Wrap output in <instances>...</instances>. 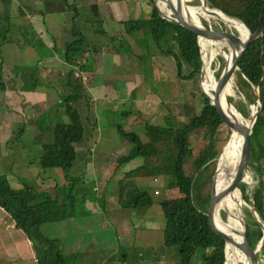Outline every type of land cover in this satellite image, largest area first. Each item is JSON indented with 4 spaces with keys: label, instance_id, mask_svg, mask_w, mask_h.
Returning <instances> with one entry per match:
<instances>
[{
    "label": "trees",
    "instance_id": "16d2710c",
    "mask_svg": "<svg viewBox=\"0 0 264 264\" xmlns=\"http://www.w3.org/2000/svg\"><path fill=\"white\" fill-rule=\"evenodd\" d=\"M148 2L152 6L149 17L129 18L125 21L126 32L136 40L140 47L146 49V54L139 56V58L145 59L144 70L148 71L147 62L152 54V44H154L159 51V57H167L171 61H174L176 76L178 78L199 79L202 70L199 44L185 32L180 23L164 18L156 7L155 0H148ZM207 4L212 8L223 10L229 17L243 21L252 32H255L260 25L264 0H207ZM92 7L96 9L97 6L94 5ZM164 8L166 9H164L166 13L172 15L168 4ZM203 25L204 22L201 18V26ZM234 27L237 28L236 26ZM119 37L116 36V39H120ZM85 43H87L86 36L76 33L75 39L66 48L65 57L68 62L79 64L81 70L88 71L91 64L79 59V53H85L84 49H82ZM117 43L115 42L119 52H122L123 46L127 42L121 40ZM213 43H216V41H213ZM208 44L212 49V54L207 56V60L210 67L216 69L214 71L215 78L219 79L225 68V60L221 55L225 58V53L229 50V46L227 42L222 44L216 43L214 45L208 41ZM131 54H133L132 51ZM202 54L204 78V48ZM162 63L166 64L165 62ZM0 65V89H3L5 82L2 75V61ZM185 69L189 70L187 74H185ZM237 73L241 82L247 88L249 97L255 95L256 99L253 87H259V98L264 105V36H260L250 43L240 63V70ZM209 78L210 83L208 88L214 92L216 88L215 81L212 76ZM82 86L83 83L81 81H76L74 83V93L66 95L65 106L70 116V121L55 124L53 141L42 144L44 149L41 158L42 166L46 168H62L66 178L70 181H74L69 176V172L76 162V144L83 140L85 136L84 118L79 108L74 105V103L86 97V94L81 91ZM202 87V101L200 100L198 103L185 102L183 104L182 108L187 116V119L183 122L177 121L173 117H167L166 124L164 125L145 123L143 133L126 131L123 125L118 123L117 128L119 133L124 138L125 143L129 144L128 151L118 156L119 167L135 158L141 157L143 159V163L140 166L133 170L125 171L123 177L120 179V202L126 208L153 205L155 202L153 194H155L157 189L154 190L151 187H138L135 185L133 189H130V182L140 177H170L171 180L167 188H176L177 195L170 196L169 192L168 195H165L160 200L166 219L164 245L167 247H180L182 264H193L198 250L202 251L203 260L201 264H226L227 247L224 243L217 240L225 243L226 241L222 234L212 226L209 216H207L206 226L212 238L208 235L205 228L206 212L210 204L214 178L221 163L223 149L220 150L216 146V137L221 126L220 119L211 104L210 98L204 93L208 92L210 95L209 91L203 85ZM235 87L236 77L234 74L228 83L229 93L233 92ZM238 107L245 117L249 115L243 105H239ZM121 115L126 117L130 115V112L124 111ZM263 120L262 110L256 119L252 131L253 142L261 157V150L264 149V144L261 140L257 142V138L258 134H260L258 125ZM199 131H203V136L207 139L204 146L206 152L203 156H198L199 160L196 161L195 155L198 152L197 146L192 144V137L194 133ZM229 138V134H227L225 142ZM241 149L242 145L236 156L233 176L240 160ZM249 170L248 168L245 171L244 180L246 182H248L246 175L250 174ZM240 188L243 195H245L246 185H242ZM72 191L69 195L72 194ZM254 199L256 209L264 219L262 182H260L254 194ZM51 202L53 201L46 200L45 202L32 203L25 200L23 194L11 186L8 178L0 175V206L14 219L15 226L22 229L31 240L38 264H70V261L77 257V255L67 254L60 239L48 235L43 230V225L59 221L67 217V215L69 216V214L64 212L66 210L69 212L72 204H50ZM220 204H222V210H220L222 218L223 210L228 214L227 200L224 198ZM245 209L249 215H252L249 208ZM216 218L218 223L228 230L224 222L226 219L223 217L224 219L222 218L221 220L217 216ZM248 222L249 234L254 244L257 245L263 233L258 223L252 218H249ZM234 247L236 248V246ZM204 249L207 251H204ZM239 264L249 263L240 262Z\"/></svg>",
    "mask_w": 264,
    "mask_h": 264
},
{
    "label": "crops",
    "instance_id": "0c3cea01",
    "mask_svg": "<svg viewBox=\"0 0 264 264\" xmlns=\"http://www.w3.org/2000/svg\"><path fill=\"white\" fill-rule=\"evenodd\" d=\"M8 1L0 0V10L2 12L5 10L3 3H7ZM24 1L17 12L24 18L28 17L26 12H29L28 23L22 24L23 19L18 18L19 25L16 24L14 27L20 30H26L27 32L28 30H32L36 34L51 30L54 34H52V40L44 39L42 35L39 36V40H41L40 44L44 45L45 50L47 49V54L42 56L41 53L39 58L35 55L33 59L29 60L28 66L35 64L36 67L25 69L24 72L26 73L17 71L16 68L18 65L13 67V63L10 61L12 55L20 52V47L12 43L13 46L7 49L5 46L1 48V53L3 52L4 55L2 75L5 87L0 89V143L5 141V137L8 140L12 135H16V130L19 131L21 136L26 132L28 133L32 128L36 129V143L42 144L53 141L54 138L49 140L51 137H49L48 131L52 130L53 132L54 126L58 122H65L66 115L65 104L64 107L58 105L60 102L59 97L60 95H65L66 98V95L73 94L75 90L74 83L81 81L77 80L74 76L75 68L80 67V65L72 64L66 60V48L75 39L76 33L79 35L84 34L87 43L83 45L82 49H84L85 53H79V59L80 61L91 64L88 71L82 70L85 74L91 75V82L85 85L81 81L83 83L81 91L86 94V97L74 103V105L79 108L84 117L92 114L95 122L93 123L89 119L86 121L85 136L83 140L76 144L77 158L69 172V176L73 178L74 182H77L84 175L89 177L85 172L95 174V170L98 168L95 163L101 158L100 155H94L99 143L105 146L113 145L112 138H105L104 136H100L101 134L96 133L100 130V126L105 127L107 122L95 113L96 106L92 100L93 92H91V89H94V86H98L99 84H103V86L107 83L110 84L112 81L110 79L115 77L118 79L125 78L128 74L130 78V71L128 68H125L127 65L126 61H130L129 55L131 51L133 54H137L138 57L140 54L135 52L132 47L131 40L134 39L126 32L125 21L129 18L138 19L143 17L145 11L148 13V16L145 17H149L152 6L148 0H134L133 12L130 14L126 6L127 3H125L126 0L114 3L109 2V0H43L40 3L42 7L38 4L40 0ZM94 5L97 6L96 9L92 7ZM32 6H36V9ZM82 8L85 10L84 14ZM52 14L65 15L68 25L62 26V22L60 21L59 23H50L48 15ZM95 21L107 24V28H104L103 24L102 27L94 26ZM117 21L119 22L118 25L116 24ZM54 35L57 40L53 37ZM116 36H120V39H115ZM58 39L61 42L60 47L57 42ZM119 40H123L129 44L130 53L118 52L119 54H116L111 51V41L114 45ZM35 51L36 49L32 48V52ZM114 57L117 60L113 61L112 58ZM107 62L108 66L111 63H113V66L107 67ZM108 68L114 74L109 72ZM61 75H64L63 78ZM105 76H108L109 80L108 78L105 79ZM57 93L59 95L58 100H56ZM114 95L119 96L115 88L107 93L108 99L105 102H109ZM43 115L45 117L40 121V117ZM86 139L92 142L94 141L95 143L93 142L94 144L90 145L89 141L85 142ZM42 150L40 156L44 152L43 147ZM102 152L103 161L105 160L106 162L108 159H111L108 156V149H103ZM111 155L114 154L111 153ZM138 158L140 160L136 158L128 163L127 170H133L143 163V159L141 157ZM102 165L105 164L102 163ZM17 166L20 167V164ZM38 168L39 164L28 166L29 171ZM102 174L103 177H106L103 172ZM56 175L58 177L61 175L58 170H53L48 173L49 177L46 187L48 188L47 192L59 198L60 204H72L70 211L67 212L66 210L64 212L69 214V216L67 215V217L57 221V230L61 233L60 239L64 251L67 254L77 255V257L70 261V264H104L106 258L107 260L111 259L113 261L114 255L110 253L108 248L103 246L105 244H102L106 243V241L104 239L99 240L96 237L97 233L104 235L108 230L113 233V239L117 242L119 248L137 244L142 245L143 243L152 247L155 245L154 243L157 244V240H161V244L163 245L166 219L161 204L131 208L132 212L126 213L123 212L125 208L122 206L119 198V179L118 182L113 181L110 185L107 183L109 179L104 180L105 182L101 189L94 187L96 192L101 190L99 196L89 197V195H86V192L80 193L86 187L82 186L80 189L77 186V192L83 195L72 197V194L69 195L72 191V186L70 188L68 186L72 181L68 180L64 173L63 184H57L55 181ZM159 177L162 178L161 180L160 178L157 180L158 182L160 180L158 184L160 186L162 180L164 181V177L167 178V176ZM137 179H139L141 186H145V184L150 183L148 179L152 178L140 177ZM31 192H33V189L30 190ZM79 198L81 204H78ZM101 201L104 204H101ZM153 209L158 211L160 215H164V224L151 220V217L154 219L155 216ZM50 230H54V228L51 227ZM27 243L29 244L28 248L31 251V255L34 256L36 253L30 239H27ZM121 249L124 248H120L119 250ZM154 253L155 255H152L150 259L154 260L155 263L182 264V254L179 246H172L169 249L161 248L159 254L156 251ZM126 257V255H122L124 262ZM36 259L35 256L34 262L38 264Z\"/></svg>",
    "mask_w": 264,
    "mask_h": 264
},
{
    "label": "rangeland",
    "instance_id": "374dc122",
    "mask_svg": "<svg viewBox=\"0 0 264 264\" xmlns=\"http://www.w3.org/2000/svg\"><path fill=\"white\" fill-rule=\"evenodd\" d=\"M41 1L43 0H40L38 3L40 7H42L40 4ZM117 1H121V0H109V2H113V3ZM24 2H25L24 0H9L7 3L6 2L3 3L4 4L3 7L5 8V10L3 12L2 10H0V51L2 46H5V48L7 49L10 46H13L12 43L17 44L16 46H19L21 50H19L20 52H18L17 54L12 55L10 57V61L13 63V67L18 65L16 68L17 71H23V72L25 71V69L29 67L31 68L36 67L35 64H30L28 66L29 60L33 59L35 55H37V58H39L41 53L42 56L47 54V49L45 50L44 45L40 44L41 40H39V36L42 35L44 39L52 40V34H54V32L51 30L36 34L32 30H28L27 32L26 30H20L17 27H14L16 24L19 23L18 18L23 19L22 24L28 23L27 21L29 20L30 13L26 12V15L28 17L24 18L22 15H20L19 12H17V10H19L20 6ZM202 2L203 0H193V4L197 7H201L203 4ZM125 3H127L126 6L130 11L129 13L131 14L133 12L132 8H133L134 0H126ZM167 4H168L167 2L160 1L159 7L161 8L163 6V8H161L163 10L165 9L164 7H166ZM22 7L24 8V6ZM32 7L36 9V6H32ZM214 9H218V8H214ZM82 10L84 14L85 10L83 8ZM147 14L148 13H146L145 11V15H143V17L148 16ZM201 18L206 26L212 27L215 30H228V31H233L235 33H240L237 30V28H235L233 25L231 24L229 25L221 18L216 17L210 13L206 12L205 14L201 15ZM48 20L50 23L53 24L54 22L59 23L60 21L62 22V26L68 25L65 15L64 16H60L58 14L48 15ZM113 23L115 24V22ZM118 23L119 22L117 21L116 24L118 25ZM94 26L102 27V23L95 21ZM103 27L107 28V24H103ZM1 28L3 29L1 30ZM53 37L55 38V35ZM55 40H57V38H55ZM120 41L121 40H119V42ZM215 41L217 44L230 42V40H228L227 38H223L220 40L218 39ZM57 42L60 47L61 45L60 40L58 39ZM131 44L135 52H138L140 56L146 54V49L140 47L135 39L131 40ZM152 47H153L151 49L152 54L148 58V62H147L148 71L144 70L145 59L139 58L137 54H130L129 55L130 61H126L127 65L125 66V68H128V70L130 71L131 74L130 78L128 74L127 76H125V78L118 79L115 77L113 79H110L112 80L110 84L107 83L105 86H103V84L101 85L99 84L98 86H94L95 87L94 89H91V92H93L92 100L94 101L93 103L96 106L95 113L97 114L98 117H102L103 120H106L107 122L105 124L106 126L105 127L100 126V130H98L96 133L101 134L100 136H104L105 138H110V139L112 138L113 145L105 146L99 143L98 148L94 153V155L101 156L100 160H98L97 163H95V165H97L98 168H96L97 170H95V174H89L85 172L89 177L84 175L80 177L81 180H78L77 182L72 181L69 183L68 185L69 188L73 185V183L76 186L75 188V186L73 185L71 188V190L75 188L74 191L72 192V197L74 196L78 197L80 195H83L77 192V186H79L80 189L82 188V186H85L86 189H84L80 193L86 192V195H89V197H94V196H99L101 193V190L99 192H96L94 190V187L100 189L103 188L105 182L104 180L109 179L107 183L110 185L113 181L118 182L119 179V184H120V179L123 177L124 172L128 169V163L123 164L122 166L120 165L119 167L117 158L119 155L125 154L128 151L129 144L125 143L124 138L119 133L117 128L118 123H121L126 131H137L138 133H143L145 123H158L164 125L166 124L167 117H173L177 121H181V122L185 121L187 119V116L183 111L182 108L183 104L185 102L198 103L200 100L202 101V97H201L202 96L201 91H203L202 85L203 86L209 85L210 83L209 77H211L209 75V72H204L205 76L203 79H201V76L199 79L178 78L176 76V66L174 61H171L170 58L167 57L165 58L159 57L158 56L159 51L157 50L154 44H152ZM32 48L36 49V51L32 52ZM111 51H113L116 54L119 52L116 44L113 45L112 41H111ZM130 51L131 50L129 44L126 43L121 53L123 52L130 53ZM228 51L225 53V59L228 56ZM112 60L113 61L117 60V58L114 57L112 58ZM1 61L2 62L4 61L3 52L0 54V62ZM162 62H165L166 64ZM111 65L113 66V63H111ZM111 65L108 66V62L106 63L107 67H112ZM208 68L213 69V72L216 70L215 68H211L210 65ZM108 69L109 72L114 74L110 68ZM188 72L189 70L185 69V74H187ZM237 72L235 73L236 87L234 88L233 92H231L229 95V101L233 103L237 109V116L244 123L250 124L254 119V114L258 111L261 112L263 110V119H264V109H263L264 105L262 100L259 98L260 96L259 88L253 87L256 93V99H255V95L253 96L252 94H251L252 97H249V95L247 94L248 90L247 88H245L243 82H241ZM63 76L64 75H61L62 78ZM107 78L108 76H105V79ZM88 82H91V75L90 76L88 75V79L86 81H83L85 85ZM113 83L115 84V87ZM113 88H115L119 96L116 95L112 96L109 102L106 103L105 101L106 99H108L107 93L110 90H113ZM257 88H258V92H257ZM58 97L59 95L57 93L56 100H58ZM59 99L60 102L58 103V105L64 107L65 95L64 96L60 95ZM239 105L244 106L245 111L249 114L248 116L245 117L240 112L239 110L240 108L238 107ZM124 111L130 112V115L126 116L127 118L121 115L122 112ZM198 111L199 110L197 107V112ZM66 112L67 111H65L66 114L64 119L65 122L70 121V116ZM44 117L45 115L40 117V121ZM88 119L93 123L95 122V119L92 117V114H89V116L84 117L85 123ZM258 127L260 130L259 132L260 134H258L257 142L261 140V142L264 144V120L258 125ZM48 133H49V137H51L49 140H52L54 138L53 136L54 132H52V130H49ZM227 134H228L227 131H225L220 126V129L218 130L216 137L217 139L216 146L218 149L220 150L225 149V147L228 145L229 140L225 142ZM203 135L204 132L199 131L194 133L192 137V144L197 146L198 153L195 155L196 161H198L199 157L203 156V154L206 152L204 146L206 144L207 139H205ZM36 138L37 137H36L35 128H32L28 133L26 132L21 136L19 134V131L16 130V135H12V137L8 140L5 137V141L0 143V175L6 176L10 184H12V187L20 190L24 198L32 203H39V202H45L46 200H52L53 202H51L50 204H55V203L60 204L59 198L53 196L52 193L47 192L48 188L46 186L48 184V177H49L48 173H50L53 170H58V172L61 174L59 177L58 175H56L55 177L56 183L63 184L64 170L60 167L46 168L42 166L41 158L43 154L40 156V153L43 151L42 150L43 143L42 144L36 143ZM88 141H89L88 139L85 140V142ZM93 142L89 141V144L90 145L94 144L95 142L94 143ZM103 149L109 150L108 156L109 158H111L108 159L106 162L105 160L104 161L102 160L103 155L101 153H103L102 152ZM111 153H113L114 155H111ZM261 154H262L261 159L263 166V174L260 182H262L263 197H264V149L261 150ZM137 159L140 160V158ZM14 162H16V164H14ZM102 163H104L105 165H102ZM19 164L20 167L17 166ZM36 164H39L38 169L33 171L28 170L29 165L34 166ZM249 169H250V164H249ZM102 172L106 175V177H103ZM244 175L241 178V183L239 187H241L242 185H246L250 181V174L246 175V179L248 182L244 180ZM159 178L160 180L162 179L161 177H156V178L154 177L152 179H148V182L150 183L145 184V186H141V184H139L140 182L139 179H135L130 182L129 188L133 189L135 185L138 187H151L154 190L157 189L155 194H153L155 199L154 204L160 205V200L164 198L165 195H168L169 192H170V196H176L177 189L167 188L171 180L170 177L167 178L164 177V181L162 180L161 185L159 186L158 184L160 180L159 182L157 181ZM164 187L165 189H163ZM32 189L33 192L30 193V190ZM119 198H120V185H119ZM80 201L81 200L79 198L78 204H81ZM101 204L104 203L101 201ZM250 204H252V202H250ZM124 208L125 209L123 210V212L126 213L132 212L130 207L127 208L124 207ZM220 210H222V204H219L216 209V212H218L221 215ZM153 212L155 216L154 219L151 217V220L153 222H160L164 224L165 222L164 215H160L158 211H155V209H153ZM247 215L251 216L249 215V213H247ZM222 216L225 219H227V212L223 210ZM13 224H16L14 219L9 215V213L4 208L0 206V264H35L34 258L36 254L34 256L31 255V251L28 248L29 244L27 243V239L29 240L28 236L25 234V232L22 229L16 227ZM51 227H53L54 230H50ZM43 230L48 235L60 239L61 233L60 231L57 230V221L44 224ZM96 237L99 240L104 239L106 243H102L105 244L103 246L108 248L110 253L114 255L113 261H111V259L107 260L106 258V260H104V264H161L160 262L155 263L154 260L150 259L152 258L151 256L155 255L154 251H156L157 254H159L161 248L169 249V247L165 246L164 243L163 245L161 244L162 243L161 240L160 241L157 240V244L154 243L155 245H153L152 247L146 245L145 243H143L142 245H138L136 243L137 245L134 246L120 247L124 249L119 250L120 248L117 242L113 239L114 235L110 230H108V232L104 235L97 233ZM204 251L207 250L204 249ZM123 254L127 256L125 262L124 259L122 258ZM202 260H203L202 251L198 250V253L196 254L193 260V264H201ZM231 263H232L231 256H229L228 264ZM263 263H264V259H263Z\"/></svg>",
    "mask_w": 264,
    "mask_h": 264
},
{
    "label": "water",
    "instance_id": "95a60500",
    "mask_svg": "<svg viewBox=\"0 0 264 264\" xmlns=\"http://www.w3.org/2000/svg\"><path fill=\"white\" fill-rule=\"evenodd\" d=\"M159 1L160 0H155L156 7L158 8L159 12L162 14V16L166 19H169L174 22L180 23V25L183 27L185 32L193 39L195 40L200 47L201 51V58H202V70H201V79H203V71H204V61H203V54L202 50L204 47V44L202 42L203 39L206 41H210V43L216 45V43H213V41L218 40V39H235L239 41L242 45L241 50L239 54L235 57L234 61L232 63H228L226 59L225 60V68L220 75V78L218 79L217 82V90L214 92L213 96H210L208 93L204 92L211 100V104L213 105L216 114L218 115V118L220 119L221 122V127L227 131L229 136H232L236 134L237 140L241 143L243 149L245 150L246 154L248 155V160L250 163V181L246 184V190H245V198L244 200L248 203L253 202L255 212L253 215L248 216L246 213L245 207L243 208V214L241 215V229H242V246L244 250L246 251L247 255L250 257V264H262L263 263V250H264V219L263 217L259 214V212L256 209V202L254 199V194L257 190V187L261 181V177L263 174V166H262V159L261 155L256 148L255 143L253 142L252 139V131H253V126L256 122L255 119H257L259 115V111L254 114V119L250 124H246L243 121L240 123H235L233 122L222 110L220 106V97H221V92L222 90L226 87L228 82L230 81L231 77L238 71L240 70V63L245 55V52L247 48L249 47L250 43L253 42L255 39H257L260 36H264V4L262 8V13L260 17V25L258 29L255 32H252L251 29L243 22L240 20V22L247 28L248 30V36L246 38L242 37L240 33H235L233 31H228V30H215L212 27H208L204 24V29L196 28L193 24L192 21V16L190 13L189 8L187 10H184L182 6L186 3L187 7L190 6H195L193 4V0H175L174 1H167L168 5L170 6L171 9V14L166 13L164 10H162L159 7ZM164 1V0H162ZM201 8L204 9V12L210 13L214 16H217L219 12H223L221 9H214L208 6L207 0H203ZM197 7V6H196ZM226 15V14H225ZM227 16V15H226ZM233 18V17H231ZM236 19V18H235ZM239 20V19H237ZM225 47V46H224ZM257 87V86H256ZM259 88V87H258ZM257 88V92H258ZM215 179V178H214ZM215 184V183H214ZM214 198V185H213V192L210 200V204L208 206L207 212H206V219H205V228L207 230V216L209 209L211 207L212 201ZM244 201V202H245ZM252 218L255 222L258 223L263 236L259 243L257 245L254 244L250 234H249V222L248 219ZM260 221L262 222V225H260ZM210 236V234L208 233ZM211 237V236H210ZM212 238V237H211ZM214 239V238H213ZM217 240V239H215ZM219 242L224 243L227 246V243L217 240ZM236 242V240H234Z\"/></svg>",
    "mask_w": 264,
    "mask_h": 264
},
{
    "label": "bare ground",
    "instance_id": "6f19581e",
    "mask_svg": "<svg viewBox=\"0 0 264 264\" xmlns=\"http://www.w3.org/2000/svg\"><path fill=\"white\" fill-rule=\"evenodd\" d=\"M167 1L175 2V0H167ZM167 1L164 0L163 2H167ZM186 5L187 4L185 3L184 6L182 7L184 8V10H187V8H189L194 26L196 28L204 29V25L201 26V15L206 13L204 12V9L196 6L187 7ZM161 8H163V6ZM216 15H217L216 17L221 18L229 25L231 24L236 26L242 37L246 38L248 36V30L240 22V20L226 16L225 14H223V12H219ZM202 42L204 44L203 48H204V57H205V72H209V75L213 77L216 84V88L214 89L215 92L217 90L218 79L215 78L213 69L208 68L209 65L207 60V56L209 54H212V49L210 48L208 41L203 39ZM232 42L234 43L232 44ZM228 46H229V51H228V56L226 57V61L228 63H232L235 57L239 54L242 45L239 41L235 39H230V42H228ZM204 87L209 91L210 96H213L214 92L210 90L208 86H204ZM220 95H221L220 106L224 111V113L233 122L237 124L240 123L241 119L237 116V109L235 105L229 101L230 93L228 89V84L222 90ZM240 147H241V143L237 140L236 134L230 136L228 145L225 147V149H223L221 163L215 174L214 198L208 212V216L210 217L212 226L222 234V236L224 237L227 243L226 264H228L229 256H231V260H232L231 264H239L240 262L242 263L245 262L250 264L251 261L250 257L247 255L246 251L242 246L243 236H242V229L240 226L241 215L243 214L244 207L249 208L252 215L255 212L254 204H250L244 200L243 193L241 192V189L239 187L241 183V178L244 175L245 171L249 168V164H250L248 160V155L246 154L243 147L241 149L239 163L237 165L236 171L233 176V167ZM217 179H218V185H217ZM224 198L227 200L228 203L227 219L224 221L228 227V230L225 227L221 226L216 218V216L221 220L223 218V216L221 218V215L218 212H216V209ZM260 225H262L261 221H260ZM234 240H236V242ZM234 246H236V248Z\"/></svg>",
    "mask_w": 264,
    "mask_h": 264
},
{
    "label": "built area",
    "instance_id": "2783aa9c",
    "mask_svg": "<svg viewBox=\"0 0 264 264\" xmlns=\"http://www.w3.org/2000/svg\"><path fill=\"white\" fill-rule=\"evenodd\" d=\"M74 76H75V78H77L79 80H82V81H86L88 79V75L85 74L84 72H82V70H81L80 67L75 68V70H74Z\"/></svg>",
    "mask_w": 264,
    "mask_h": 264
}]
</instances>
